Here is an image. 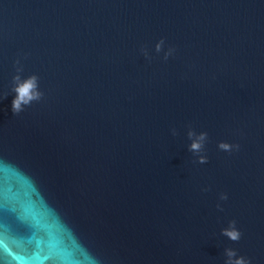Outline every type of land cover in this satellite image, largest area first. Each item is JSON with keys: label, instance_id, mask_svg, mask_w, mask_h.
Wrapping results in <instances>:
<instances>
[{"label": "water", "instance_id": "1", "mask_svg": "<svg viewBox=\"0 0 264 264\" xmlns=\"http://www.w3.org/2000/svg\"><path fill=\"white\" fill-rule=\"evenodd\" d=\"M21 66L43 97L15 115ZM226 248L264 264V0H0V264Z\"/></svg>", "mask_w": 264, "mask_h": 264}, {"label": "clouds", "instance_id": "2", "mask_svg": "<svg viewBox=\"0 0 264 264\" xmlns=\"http://www.w3.org/2000/svg\"><path fill=\"white\" fill-rule=\"evenodd\" d=\"M164 44V40L161 39L155 45L156 52H160L162 50V46ZM144 55L147 57L148 52L146 49H142ZM174 49L169 48L167 52L164 54V59H167L173 53ZM19 60L16 61V64L19 65ZM23 71L22 66L16 68L17 75L13 77L14 87L12 91L16 93L13 101H12V112L15 115L21 113L25 106L30 105L33 101H39L43 97V92L39 90V77L35 74L28 76L26 79H21L19 73ZM7 94H5V97ZM172 134L176 135V130L172 129ZM189 140H191L190 145L188 146V150L197 156V161L200 164L207 163V156L202 155L201 153L204 151L205 143L208 139L207 132L196 133L194 130L189 128L187 133ZM218 148L231 152L234 148L238 149L239 145L229 144L227 142H220L218 144ZM221 200H227V194L222 193L220 195ZM217 208H220V205H217ZM222 210V209H221ZM223 236L227 237L231 241H239L241 239V232L236 227V221L231 220L228 223V227L223 228L221 230ZM225 256L227 259L225 260V264H251L250 260L243 257L237 256L236 250L232 248H226L224 250Z\"/></svg>", "mask_w": 264, "mask_h": 264}]
</instances>
